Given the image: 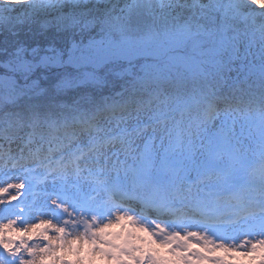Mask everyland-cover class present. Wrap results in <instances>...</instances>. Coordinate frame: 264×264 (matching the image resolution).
Returning a JSON list of instances; mask_svg holds the SVG:
<instances>
[{
  "label": "rangeland",
  "instance_id": "obj_1",
  "mask_svg": "<svg viewBox=\"0 0 264 264\" xmlns=\"http://www.w3.org/2000/svg\"><path fill=\"white\" fill-rule=\"evenodd\" d=\"M137 1L139 6L134 3ZM224 1L0 0V24L10 30L15 21L28 18L39 20L44 29L68 31L85 20L91 28L96 22L85 18L88 9H107L110 14L99 21L100 30L122 31L133 37L152 35L158 41L169 38L178 22V14L190 26L202 20L218 29L219 10L224 8L241 26H248L255 33L262 32L264 38V0ZM111 49L107 41H92L91 55L69 60L74 68H80L72 79L78 82L98 79L82 67L100 64L103 56L113 52ZM116 51V58L125 57L120 50ZM247 52L251 55L250 49ZM61 57V53H44L36 61L16 59L8 64V72H0V86L12 87L16 83L13 73L25 75L38 66H60ZM252 61L263 64L264 58ZM259 92L252 87L240 90L230 86L183 111L174 108L184 95L177 88L165 91L171 97L166 102L155 97L149 104L146 100H137L125 106V99L102 96L100 108L80 109L60 128L52 122L42 128L41 134H34L32 125L23 121L15 132L6 134L2 130L0 145L5 146L0 149L8 144L24 143L32 149L35 143L50 139L57 149H66L64 161H68L69 166L64 168L69 173L78 172L81 179L73 174V178L63 179L65 183L61 186L62 179L57 176L48 182L57 183L59 188H46L45 194H31L33 187L26 184L28 179L35 182L43 178L49 167L23 171L22 165H12L10 161L6 164L10 171H0V249L7 252L9 262L0 255V264H11L15 259L19 252L12 249L15 242L27 244L33 237L31 234L39 231V225L28 226V214L22 215L21 220L2 218L16 215L14 207L23 209L22 202L29 201L16 199L17 194L33 196L37 204L54 203L73 210L72 225L67 229L63 227V218L57 211L53 212L57 207L53 204L45 206L47 211L34 214L41 224L64 234L58 236L45 231L44 237L52 234L61 244L50 253L67 256L74 264H264V111L259 110L264 106V94ZM212 101L214 106L208 110ZM166 103L172 105L166 108ZM106 105L117 107L121 118H116L113 110L99 118L98 114L103 112L97 109ZM70 124L73 132L62 134ZM16 150L13 151L15 158ZM4 157L11 156L4 154ZM59 157L56 154V158ZM64 172L54 170L52 178ZM107 173L109 176L105 177ZM10 175L15 177L10 178ZM112 179L121 180L126 191L133 192L137 188L134 196L143 193L157 197L161 188L164 198L169 193L187 202L183 204L187 209L181 212L193 211L194 216H205L206 212L215 210L220 216L237 214L231 219L218 218L208 223L174 227L163 221L149 220L147 214L150 213H145L146 217L137 215L140 207L113 206L106 200H92L88 204L86 199L95 190L109 195L106 188ZM22 186L26 190L22 191ZM191 196L202 201L193 202ZM8 207L13 210L8 211ZM105 212L107 214L100 217ZM49 216H54V220ZM161 248L166 255L160 254ZM38 249L29 247L24 253L35 257Z\"/></svg>",
  "mask_w": 264,
  "mask_h": 264
},
{
  "label": "trees",
  "instance_id": "obj_2",
  "mask_svg": "<svg viewBox=\"0 0 264 264\" xmlns=\"http://www.w3.org/2000/svg\"><path fill=\"white\" fill-rule=\"evenodd\" d=\"M226 11L219 10L218 29L202 20L190 26L178 14V22L169 38L158 41L152 35L133 37L122 31L100 30L99 21L110 14L107 9H88L85 18L96 22L91 28L85 20L68 31L44 29L39 20L28 18L15 21L10 30L0 24V72H8V64L16 59L36 61L44 53H61L63 61L60 66H38L25 75L13 73L16 83L10 88L0 86V133L16 131L23 121L31 124L33 132L38 134L52 122L60 128L80 109L100 108L102 96L125 99L126 105L137 100H146L149 104L155 97L166 102L171 97L165 91L177 88L184 95L174 108L186 110L230 86L240 90L252 87L264 94V63L252 61L264 58L262 32L255 33L252 28L241 26L239 20ZM95 39L110 43L113 52L103 56L100 64L82 67L98 79L73 80L80 68H74L69 60L91 55ZM116 50L125 57L116 58ZM236 60L242 63H235ZM166 105L169 108L172 104ZM213 106L212 101L208 110ZM116 108L106 105L97 109L103 112L99 117L108 110L121 116Z\"/></svg>",
  "mask_w": 264,
  "mask_h": 264
},
{
  "label": "bare ground",
  "instance_id": "obj_3",
  "mask_svg": "<svg viewBox=\"0 0 264 264\" xmlns=\"http://www.w3.org/2000/svg\"><path fill=\"white\" fill-rule=\"evenodd\" d=\"M135 5L139 6L140 5V2H134ZM3 144H1L0 146L2 147ZM39 146L37 149H55L51 143H48V142H41V143H35L33 145V147L35 146ZM5 146V145H3ZM8 152H5L3 151V153H13V151L15 149H20L19 148V145H11V144H8ZM27 147V145H26ZM3 149V148H1ZM50 151V150H49ZM27 157L24 156L22 158H19L17 157L16 158H12V157H4V154L0 153V171H10V166L6 167V164L8 163L9 164V161L14 163V164H20L21 161ZM51 164H52V167L54 168H58V167H61L62 165L60 164L59 161H56V160H51L50 161ZM49 162V164H50ZM12 164V165H14ZM92 168H94V166H92ZM51 173V172H50ZM73 174H75V178H79L81 179L80 177V174L78 172H74ZM73 174H64V175H60L58 176L60 179H62V182H61V186L64 185L65 182H63V179H67V178H73ZM109 174L107 173L105 177H108ZM15 176L13 175H10V178H14ZM57 176H55L54 178H52V175H50L49 173H47V178H43L41 180H35L32 181V179H28L29 182H27L26 184L30 185L33 187V190L32 192H30L31 194L32 193H42V194H45L47 193L46 191V188H51V187H54V188H59L60 186L57 184V183H50L48 182V179L49 180H52V179H56ZM92 177H90L91 179ZM1 179V177H0ZM93 180H97V177H93L92 178ZM106 178H102V180H105ZM107 180V179H106ZM82 181H80L81 183ZM42 187V189L40 188ZM45 187V188H43ZM70 188V187H69ZM22 191L23 190H26V187H23L22 186ZM135 189V190H134ZM132 191H136L137 188H134ZM107 191V190H106ZM158 191L160 192L159 194H157L156 196L157 197H154L152 196L151 194H138V195H133V192H127L125 193V195L127 196V200H125V203H129L130 205H135V206H139V205H144V207H142V209H151L150 206H155L156 204H163V205H173L174 202H173V199L169 196V193L166 194L167 197H163L164 195V192L161 191V188H158ZM137 192V191H136ZM83 192L80 191V194L82 195ZM30 194V195H31ZM19 196H16V199H22V200H29V201H23V209L20 208V209H16L14 207V211L16 213V215H10V216H2V218L6 219L7 221L10 220V219H13V218H16L14 220H21L22 219V215L24 214H28V217H26V219L29 220V225L30 227L32 226H37L39 225V228H38V232L36 233H32L31 235L33 236L30 240L29 243L27 244H23V243H18V242H15L12 249L14 251H19L18 254L15 256V259L13 261H11V264H74V262L72 261V259H70L69 257L67 256H63V257H59V256H54L53 254L50 253V251L56 246V245H61L59 242H58V239H54V236L52 234H49V235H46V237H44V233L45 231H52L53 233L57 234L58 236H61L63 233L60 231V230H54L53 227H49V226H46V224H41V222L38 220L37 216L34 214V213H38V211H47L48 208H45L46 205H50V204H53L55 206H57L56 208H53V212L55 210V212L57 211V214H59V216L61 218H63V227H65L66 229L70 227V225H72V212L73 210H66L65 208H63L62 206L60 205H57V204H54V203H42L40 202L39 204L35 203L34 200L32 199L33 196H21L20 194H17ZM184 197V196H183ZM182 197V198H183ZM61 198H63V196H61ZM106 196H105V193L101 192L100 190H95V192L88 197L87 199V203H90L92 200H100V201H104L106 200ZM52 200V199H51ZM193 202L194 200H197V203H200V201H202L201 198L199 199H196V198H193V196H191V199ZM199 201V202H198ZM184 204H188L187 202H183ZM195 202V204H197ZM252 203V202H250ZM182 204V202L180 203ZM176 205V204H174ZM90 207V206H89ZM140 207V206H139ZM13 208H10L8 207V211H12ZM144 211V210H142ZM141 210H139L138 212V215H142L143 213ZM80 213V212H79ZM95 213V212H94ZM93 213V214H94ZM25 216V215H24ZM54 216H49V219H52L54 220ZM21 224H24L23 222H21ZM61 232V233H60ZM64 235V234H63ZM24 237V236H23ZM29 237V236H27ZM21 240H23V238H21ZM29 247H38L39 249L37 250L36 252V256H32L30 255L29 253H24V251L26 250V248H29ZM88 250V249H87Z\"/></svg>",
  "mask_w": 264,
  "mask_h": 264
},
{
  "label": "snow or ice",
  "instance_id": "obj_4",
  "mask_svg": "<svg viewBox=\"0 0 264 264\" xmlns=\"http://www.w3.org/2000/svg\"><path fill=\"white\" fill-rule=\"evenodd\" d=\"M160 254H161L162 256L166 255L165 251H164L162 248L160 249Z\"/></svg>",
  "mask_w": 264,
  "mask_h": 264
},
{
  "label": "water",
  "instance_id": "obj_5",
  "mask_svg": "<svg viewBox=\"0 0 264 264\" xmlns=\"http://www.w3.org/2000/svg\"><path fill=\"white\" fill-rule=\"evenodd\" d=\"M0 252H1V250H0ZM5 259H6V261L8 260L7 256L5 257Z\"/></svg>",
  "mask_w": 264,
  "mask_h": 264
}]
</instances>
